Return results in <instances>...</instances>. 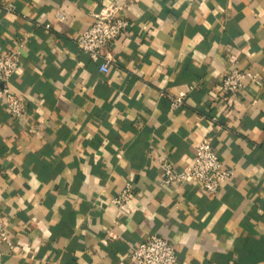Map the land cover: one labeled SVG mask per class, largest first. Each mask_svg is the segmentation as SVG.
I'll use <instances>...</instances> for the list:
<instances>
[{"label": "crops", "instance_id": "crops-1", "mask_svg": "<svg viewBox=\"0 0 264 264\" xmlns=\"http://www.w3.org/2000/svg\"><path fill=\"white\" fill-rule=\"evenodd\" d=\"M107 7L130 26L104 73L76 40ZM0 48L25 108L0 100V264H137L152 235L181 264H264V0H0ZM232 69L259 79L225 96ZM205 138L230 181L165 185Z\"/></svg>", "mask_w": 264, "mask_h": 264}, {"label": "built area", "instance_id": "built-area-1", "mask_svg": "<svg viewBox=\"0 0 264 264\" xmlns=\"http://www.w3.org/2000/svg\"><path fill=\"white\" fill-rule=\"evenodd\" d=\"M11 7H9V10ZM61 21L65 15L57 13ZM130 23L123 16H119L114 7H107L93 15L92 25L83 31L76 45L79 50L93 59L101 60V71L107 73L112 61L111 49L116 41L128 33ZM19 51H3L0 48V100L4 101L9 113L15 118L25 115L23 103L13 92L11 80L20 66ZM259 75L250 71L232 69L221 80L220 89L223 95H236L247 86L249 81H257ZM184 104L183 97L172 98L171 106L179 109ZM164 171L165 185L194 183L210 194H217L233 176L234 170L225 165L211 140L203 139L196 147L193 162L178 170L168 159L161 160ZM133 187H127L113 200L121 207L130 197ZM0 243H5L13 249L9 236L6 218L0 212ZM131 260L137 264H181L174 243L159 235H152L145 241L134 246Z\"/></svg>", "mask_w": 264, "mask_h": 264}]
</instances>
